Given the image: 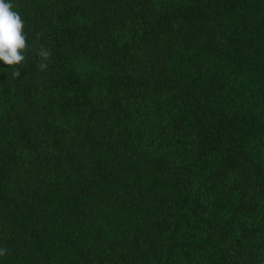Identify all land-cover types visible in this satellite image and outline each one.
<instances>
[{
  "label": "trees",
  "instance_id": "16d2710c",
  "mask_svg": "<svg viewBox=\"0 0 264 264\" xmlns=\"http://www.w3.org/2000/svg\"><path fill=\"white\" fill-rule=\"evenodd\" d=\"M12 3L0 264H264V0Z\"/></svg>",
  "mask_w": 264,
  "mask_h": 264
},
{
  "label": "clouds",
  "instance_id": "9594fccd",
  "mask_svg": "<svg viewBox=\"0 0 264 264\" xmlns=\"http://www.w3.org/2000/svg\"><path fill=\"white\" fill-rule=\"evenodd\" d=\"M12 0H0V61L13 68L12 77L20 76L19 67L26 61L28 51L27 33L24 31L25 23ZM40 58L38 69L44 72L48 68L51 51L41 46L37 52ZM7 248H0V256L6 255Z\"/></svg>",
  "mask_w": 264,
  "mask_h": 264
}]
</instances>
